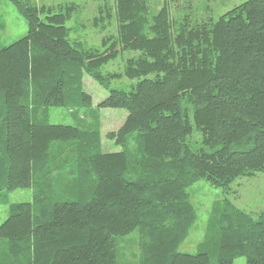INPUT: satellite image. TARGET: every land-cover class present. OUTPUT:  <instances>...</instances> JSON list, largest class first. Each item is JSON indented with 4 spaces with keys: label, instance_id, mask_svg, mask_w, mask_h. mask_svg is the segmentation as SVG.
<instances>
[{
    "label": "trees",
    "instance_id": "trees-1",
    "mask_svg": "<svg viewBox=\"0 0 264 264\" xmlns=\"http://www.w3.org/2000/svg\"><path fill=\"white\" fill-rule=\"evenodd\" d=\"M8 1L27 33L0 48V202L35 190L0 224V264H117V237L135 230L140 264H211L208 252L177 250L197 219L187 190L205 180L227 193L264 172V0L201 21L172 18L166 3L114 0L93 19L116 23L100 47L70 38L76 3ZM127 50L137 54L121 72H101ZM84 74L107 91L97 108L127 111L106 133L120 151H103L99 130L47 121L50 108L93 105ZM120 77L135 81L130 90L110 87ZM73 142L71 179L47 193L60 172L53 145ZM209 220L216 264H264V214L223 198Z\"/></svg>",
    "mask_w": 264,
    "mask_h": 264
},
{
    "label": "rangeland",
    "instance_id": "rangeland-1",
    "mask_svg": "<svg viewBox=\"0 0 264 264\" xmlns=\"http://www.w3.org/2000/svg\"><path fill=\"white\" fill-rule=\"evenodd\" d=\"M37 5H55L58 3L74 2L78 6L76 12L66 23L71 28L70 38L85 42L88 46L100 47L104 35L116 34V23L113 19L105 18L102 28L94 25L93 19L100 15V9L112 6L114 0H31ZM153 11L158 10L162 3H166L172 18L188 16L191 21H201L208 18L216 19L221 14L244 0H148ZM27 33V23L8 0H0V48L18 40ZM135 51H124L114 60L101 66L102 73L121 72L127 57L136 55ZM135 81L125 77L113 79L110 87L130 90ZM83 88L92 96L93 105L82 108L74 114L65 107H55L48 110L47 121L53 124H67L79 127L82 130H99L103 151H120L122 147L107 139L106 133L116 131L123 123L127 111L118 108H97V103L107 96V91L92 77L83 76ZM195 138L198 135H194ZM76 143L54 144L50 153L51 160L57 165V178L51 181L47 193L56 192L58 187L71 179V170L75 154ZM133 142L128 143L132 149ZM55 166V165H54ZM53 166V167H54ZM75 175V174H74ZM64 187V186H63ZM35 186L16 188L6 195L5 202H0V224L8 216L9 205L18 202H31ZM189 201L195 208L197 219L186 239L179 245L178 251L183 253L208 252L211 255V264H216V257L209 242L208 230L213 205L223 198L239 209L246 211L257 218L264 214V172L254 176L240 177L231 185L227 193L222 188L211 186L205 180H200L188 188ZM62 195L60 198H69ZM208 236V237H207ZM117 264H140V235L137 230L126 236L116 239ZM234 264H245V258L240 256Z\"/></svg>",
    "mask_w": 264,
    "mask_h": 264
}]
</instances>
